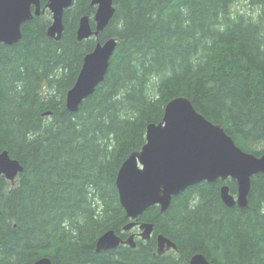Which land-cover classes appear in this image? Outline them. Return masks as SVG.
<instances>
[{"label": "trees", "instance_id": "obj_1", "mask_svg": "<svg viewBox=\"0 0 264 264\" xmlns=\"http://www.w3.org/2000/svg\"><path fill=\"white\" fill-rule=\"evenodd\" d=\"M48 1L17 44L0 43V153L24 167L15 183L0 179V264H189L197 253L212 264H264V174L245 210L220 196L224 184L236 195V181L202 182L166 212L140 217L154 224L150 241L96 251L108 230L128 236L117 175L172 99L189 98L242 150L264 154V0H113L109 26L83 41L80 19L95 28L92 0L65 11L59 41L47 34ZM110 38L119 43L104 81L69 111L85 56ZM158 235L177 252L158 255Z\"/></svg>", "mask_w": 264, "mask_h": 264}, {"label": "water", "instance_id": "obj_2", "mask_svg": "<svg viewBox=\"0 0 264 264\" xmlns=\"http://www.w3.org/2000/svg\"><path fill=\"white\" fill-rule=\"evenodd\" d=\"M75 0H49L46 8L52 14V25L48 36L57 41L64 32L65 11ZM96 7L95 29L91 17L83 16L79 21V41L96 37L109 26L115 16L113 0H92ZM42 11L41 0H0V43L12 46L22 39V26ZM118 46V40L110 38L97 43L94 50L84 58L76 83L68 91L66 107L78 112L80 105L92 96L104 81L110 60ZM24 172L22 164L11 158L8 151L0 153V179L14 182ZM264 174V154L257 156L242 150L222 125L209 121L194 107L187 97L172 99L165 107L160 123L147 127L146 143L133 152L122 164L116 179L122 207L128 223L124 230L139 227L137 234L143 241H150L154 224L137 220L148 209L159 206L161 212L168 210L174 197L186 189L202 182L219 180L236 181L237 194L230 187H221V199L228 207L238 206L245 210L249 204L253 177ZM158 255L176 244L163 235L157 237ZM121 244L133 249L137 247L136 234L122 239L114 230L107 231L97 241V252L117 249ZM35 264H53L50 258H40ZM190 264H212L203 254L197 253Z\"/></svg>", "mask_w": 264, "mask_h": 264}, {"label": "flooded vegetation", "instance_id": "obj_3", "mask_svg": "<svg viewBox=\"0 0 264 264\" xmlns=\"http://www.w3.org/2000/svg\"><path fill=\"white\" fill-rule=\"evenodd\" d=\"M159 207V206H158ZM160 208V207H159ZM160 212H161V209H160ZM162 213V212H161ZM141 217V216H140ZM140 217H139V219H140ZM138 219V222L140 223V224H142V223H147V222H141L140 220ZM152 224V223H151ZM124 231V230H123ZM133 231V232H132ZM132 231H130V232H126V231H124L125 233H128V236L125 238V239H127L129 236H130V234L131 233H135L136 234V239L138 238V236H137V234H139L141 231L139 230V227L137 226V227H135ZM153 234H154V232H153ZM153 236V235H152ZM159 236V235H158ZM157 236V237H158ZM156 245H157V251H158V243H157V238H156ZM178 250V249H177ZM177 250H175V249H171V250H169V251H167L166 253H169V252H171V251H176L177 252ZM157 251H156V253H157ZM166 253H164V254H166ZM163 254V255H164ZM190 264V263H189Z\"/></svg>", "mask_w": 264, "mask_h": 264}, {"label": "rangeland", "instance_id": "obj_4", "mask_svg": "<svg viewBox=\"0 0 264 264\" xmlns=\"http://www.w3.org/2000/svg\"><path fill=\"white\" fill-rule=\"evenodd\" d=\"M236 9L238 10H247V7L245 6V4L243 2H240L236 5Z\"/></svg>", "mask_w": 264, "mask_h": 264}, {"label": "bare ground", "instance_id": "obj_5", "mask_svg": "<svg viewBox=\"0 0 264 264\" xmlns=\"http://www.w3.org/2000/svg\"><path fill=\"white\" fill-rule=\"evenodd\" d=\"M52 25V24H51ZM64 33V32H63ZM47 34H48V32H47ZM49 37V36H48ZM50 38V37H49ZM52 39V38H51ZM55 40V39H54ZM67 97V96H66ZM85 101V100H84ZM6 151V150H5ZM3 152V151H2ZM225 185V184H224ZM228 185V184H227ZM223 186V185H222ZM220 190H221V188H220ZM230 193H231V191H230ZM181 194V193H180ZM232 194V193H231ZM221 196V195H220ZM121 203V202H120ZM127 217V216H126ZM130 220V219H129ZM130 221H132V220H130ZM138 221V220H137ZM151 224V223H150ZM126 226V225H125ZM125 226H124V228H125ZM124 228H123V230H124ZM108 231H110V230H108ZM125 231V230H124ZM107 232V231H106ZM105 232V233H106ZM115 232V231H114ZM126 232H128V231H126ZM130 232V231H129ZM116 233V232H115ZM96 245H97V243H96ZM96 251H97V247H96ZM38 261V260H37ZM35 264V263H34Z\"/></svg>", "mask_w": 264, "mask_h": 264}]
</instances>
